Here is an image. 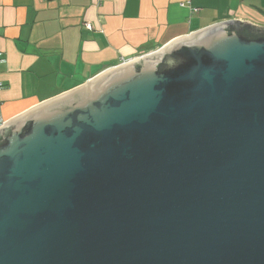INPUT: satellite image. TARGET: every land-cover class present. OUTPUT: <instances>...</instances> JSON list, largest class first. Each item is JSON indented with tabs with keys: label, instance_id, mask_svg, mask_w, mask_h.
Here are the masks:
<instances>
[{
	"label": "water",
	"instance_id": "obj_1",
	"mask_svg": "<svg viewBox=\"0 0 264 264\" xmlns=\"http://www.w3.org/2000/svg\"><path fill=\"white\" fill-rule=\"evenodd\" d=\"M230 21L0 128V264H264V29Z\"/></svg>",
	"mask_w": 264,
	"mask_h": 264
},
{
	"label": "crops",
	"instance_id": "obj_2",
	"mask_svg": "<svg viewBox=\"0 0 264 264\" xmlns=\"http://www.w3.org/2000/svg\"><path fill=\"white\" fill-rule=\"evenodd\" d=\"M230 21L264 29V0H0V116Z\"/></svg>",
	"mask_w": 264,
	"mask_h": 264
},
{
	"label": "built area",
	"instance_id": "obj_3",
	"mask_svg": "<svg viewBox=\"0 0 264 264\" xmlns=\"http://www.w3.org/2000/svg\"><path fill=\"white\" fill-rule=\"evenodd\" d=\"M128 61H131V60L123 61V63L128 62ZM1 62H3V60L1 59V53H0V63ZM0 86H1V84H0ZM4 124H5V121L0 116V128H2Z\"/></svg>",
	"mask_w": 264,
	"mask_h": 264
},
{
	"label": "trees",
	"instance_id": "obj_4",
	"mask_svg": "<svg viewBox=\"0 0 264 264\" xmlns=\"http://www.w3.org/2000/svg\"><path fill=\"white\" fill-rule=\"evenodd\" d=\"M260 31H258L257 29L255 28H252V27H248V33L251 34V35H256L257 33H259ZM260 34V33H259Z\"/></svg>",
	"mask_w": 264,
	"mask_h": 264
}]
</instances>
